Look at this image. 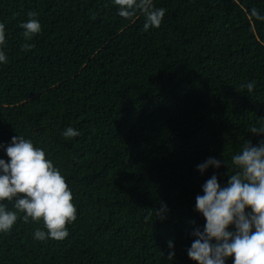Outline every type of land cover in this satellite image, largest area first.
<instances>
[{"label": "trees", "instance_id": "obj_1", "mask_svg": "<svg viewBox=\"0 0 264 264\" xmlns=\"http://www.w3.org/2000/svg\"><path fill=\"white\" fill-rule=\"evenodd\" d=\"M153 2L167 11L145 32L144 18L119 17L113 0H0V159L13 136L31 140L77 208L63 241L35 240L43 222L18 212L0 234V264H195L187 250L206 224L203 184L215 174L227 186L231 157L264 140L249 131L264 118V21L250 17L264 15V0ZM29 11L42 32L24 52ZM252 80L251 94L241 90ZM68 127L81 135L64 138ZM209 157L221 167L201 174ZM162 204L166 218L153 211L146 222Z\"/></svg>", "mask_w": 264, "mask_h": 264}, {"label": "clouds", "instance_id": "obj_2", "mask_svg": "<svg viewBox=\"0 0 264 264\" xmlns=\"http://www.w3.org/2000/svg\"><path fill=\"white\" fill-rule=\"evenodd\" d=\"M113 4L118 9L117 15L129 22L142 16L145 32L159 29L167 11L157 8L153 0H113ZM27 15L28 20L20 25L25 40L21 51L24 52L35 48L29 41L42 32V25L36 18L38 13L29 11ZM250 17L264 21V15L256 8L251 9ZM6 46L5 25L0 23V64L8 62ZM240 87L251 94L256 81L242 82ZM249 131L253 135H264V118ZM80 135L73 127L62 132L66 139ZM0 148L5 145L0 144ZM5 150L9 160L0 159V234L11 233L20 218L19 212L24 214L25 223L30 220L43 222L46 230L37 228L35 240L63 241L69 236L67 226L77 220V208L60 169L47 158L45 150L22 135L13 136ZM231 161L235 171L228 175L227 186L221 187L214 174L203 184L204 194L196 197V211L202 214L206 224L203 232L196 229L192 233L196 239L187 250L195 264H226L231 257H234L233 264H264V140L257 146L246 141ZM209 167L219 169L221 161L209 157L197 165V170L203 174ZM8 204L15 210H9ZM153 211L156 218L165 219L167 206L162 204L160 209L148 210L146 222ZM230 227L235 230L230 231ZM168 247L173 248L172 241L168 242ZM174 255V251H170L169 259Z\"/></svg>", "mask_w": 264, "mask_h": 264}]
</instances>
